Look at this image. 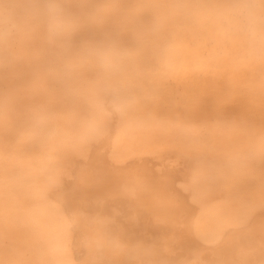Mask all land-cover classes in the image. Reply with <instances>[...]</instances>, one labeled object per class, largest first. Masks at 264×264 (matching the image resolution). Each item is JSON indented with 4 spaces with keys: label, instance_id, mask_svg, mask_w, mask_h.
Returning a JSON list of instances; mask_svg holds the SVG:
<instances>
[{
    "label": "bare ground",
    "instance_id": "1",
    "mask_svg": "<svg viewBox=\"0 0 264 264\" xmlns=\"http://www.w3.org/2000/svg\"><path fill=\"white\" fill-rule=\"evenodd\" d=\"M144 137L102 131L46 162L55 195L7 259L264 264V0H115Z\"/></svg>",
    "mask_w": 264,
    "mask_h": 264
},
{
    "label": "clouds",
    "instance_id": "2",
    "mask_svg": "<svg viewBox=\"0 0 264 264\" xmlns=\"http://www.w3.org/2000/svg\"><path fill=\"white\" fill-rule=\"evenodd\" d=\"M114 4L0 0V233L44 219L54 153L97 131L131 143L145 135L142 100L129 85L134 53L113 30ZM0 264L19 262L0 250Z\"/></svg>",
    "mask_w": 264,
    "mask_h": 264
}]
</instances>
